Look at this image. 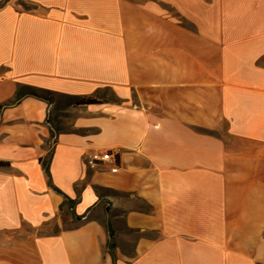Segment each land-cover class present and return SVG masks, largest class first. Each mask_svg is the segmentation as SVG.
I'll return each mask as SVG.
<instances>
[{"label": "crops", "instance_id": "1", "mask_svg": "<svg viewBox=\"0 0 264 264\" xmlns=\"http://www.w3.org/2000/svg\"><path fill=\"white\" fill-rule=\"evenodd\" d=\"M0 264H264V0H0Z\"/></svg>", "mask_w": 264, "mask_h": 264}, {"label": "trees", "instance_id": "2", "mask_svg": "<svg viewBox=\"0 0 264 264\" xmlns=\"http://www.w3.org/2000/svg\"><path fill=\"white\" fill-rule=\"evenodd\" d=\"M23 6L27 7V8L29 7L26 4H23ZM45 94L49 95L50 93L49 92L39 93V92H37L35 90H29V89H27V90L26 89L25 90H19L17 92L16 96L12 100H10L9 102L4 103L2 106L3 107H7V106L15 105L26 95L50 101L51 99H49ZM96 103H99V101L94 99V98H91V97L78 98V99H76L74 101L75 105H89V104H96ZM43 165H44V169H45L46 174L48 176H50L49 165L46 164V163H44ZM107 231L109 233V238H110L107 248H108L109 252L111 254H113V249H114L113 232L110 229V227H107Z\"/></svg>", "mask_w": 264, "mask_h": 264}, {"label": "built area", "instance_id": "3", "mask_svg": "<svg viewBox=\"0 0 264 264\" xmlns=\"http://www.w3.org/2000/svg\"><path fill=\"white\" fill-rule=\"evenodd\" d=\"M118 161V151L117 150H106L102 152H93L86 156L85 163L88 169L98 170L103 165L114 166L111 172L116 173L118 171L117 167Z\"/></svg>", "mask_w": 264, "mask_h": 264}, {"label": "rangeland", "instance_id": "4", "mask_svg": "<svg viewBox=\"0 0 264 264\" xmlns=\"http://www.w3.org/2000/svg\"><path fill=\"white\" fill-rule=\"evenodd\" d=\"M46 95V94H45ZM49 99H51V100H56L57 102H58V107L59 106H64V105H66V104H68L69 103V101L67 100V99H60V98H58V97H54V96H49V95H46ZM64 216V215H63ZM63 216H62V218H63ZM73 226H75V224H74V222H72L71 220H70V218L67 220V222H66V220L65 221H63V224H62V228L63 229H70V228H72ZM57 230H58V228L57 227H55V226H52L51 228H48V229H45V231H44V233H53V232H57Z\"/></svg>", "mask_w": 264, "mask_h": 264}]
</instances>
